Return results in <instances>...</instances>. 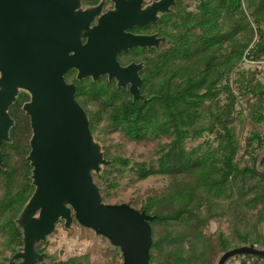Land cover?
I'll return each mask as SVG.
<instances>
[{
	"label": "trees",
	"instance_id": "obj_1",
	"mask_svg": "<svg viewBox=\"0 0 264 264\" xmlns=\"http://www.w3.org/2000/svg\"><path fill=\"white\" fill-rule=\"evenodd\" d=\"M155 30L169 39L151 55L138 49L132 57L145 61L140 72L145 102L133 101L127 89L106 76L78 81L74 70L68 71L90 130L111 161L94 182L106 201L123 178L130 185L152 176L166 178L139 203H127L155 216L149 221L151 264H216L231 248L248 242L264 246V177L252 170L255 155L264 149L259 129L264 81L255 69H238L243 59L264 61V0H196L186 12L161 17ZM120 61H128L125 53ZM245 121L251 127L242 132ZM113 133L154 146L148 157L132 160L120 152L119 143L105 144ZM28 134V120L21 116L12 143L2 149L0 264H8L22 244L14 218L34 189L26 158ZM257 166L264 171V157ZM211 222L226 223L227 232L206 233L203 227ZM41 244L39 252L44 251ZM234 262L264 264V256L241 255ZM51 264H90V258L83 254Z\"/></svg>",
	"mask_w": 264,
	"mask_h": 264
},
{
	"label": "water",
	"instance_id": "obj_2",
	"mask_svg": "<svg viewBox=\"0 0 264 264\" xmlns=\"http://www.w3.org/2000/svg\"><path fill=\"white\" fill-rule=\"evenodd\" d=\"M104 1L86 5L81 0H0V144L11 141L8 108L24 92L29 100L22 110L31 127L26 158L34 188L14 218L22 244L8 264H50L48 254L37 246L60 220L66 229L75 220L104 237L119 251L120 264H151L149 221L155 216L125 202L104 201L94 176L111 161L104 157L102 144L74 97L75 84L64 74L75 69L76 80L93 82L107 76L117 88L128 86L133 101L145 102L140 94L145 61L122 65L117 56L136 47L158 49L167 41L157 33L128 30L156 23L172 12L176 0H154L143 8V0H111L113 7L102 12ZM263 157L264 149L252 162V170L262 177L264 171L257 165ZM0 169H5L1 151ZM247 254L264 256V246L248 242L231 248L216 264Z\"/></svg>",
	"mask_w": 264,
	"mask_h": 264
},
{
	"label": "rangeland",
	"instance_id": "obj_3",
	"mask_svg": "<svg viewBox=\"0 0 264 264\" xmlns=\"http://www.w3.org/2000/svg\"><path fill=\"white\" fill-rule=\"evenodd\" d=\"M191 3L194 8L196 0H193ZM248 68L251 70L255 69L260 72L257 74V77L264 81V61L243 59L239 62L238 69ZM235 76L236 73L234 72L231 75V79ZM240 102L244 108V115L247 116V107L241 99ZM250 127L251 124L246 122L243 126L244 130L242 132H247ZM259 127V129L264 133V123H262ZM110 141L119 143L121 145L120 152L132 160H142L145 157H148V153L154 146L153 141H124L117 133L111 134L105 144ZM100 142L103 147L104 143L102 141ZM165 183L166 178L161 176H152L147 179L137 181L131 185L128 184V181L125 178H123L121 179L120 187L114 191L111 197L104 201L107 203H133V201L139 203V201L146 196L149 188L159 189ZM226 225V223L211 222L208 226L203 227V229L206 233L213 232L217 228H221L227 232ZM41 247L44 249L43 252H46L50 257L51 263L53 260H64L71 256H79L83 254L89 255L90 264H120L122 260L119 251L109 245L108 241L104 237L95 235L92 230L80 226L75 220L73 221L70 229L64 228L63 221L60 220L55 225L54 230L47 236L46 241L41 244ZM40 264L47 263L46 261H43ZM233 264H238V262H234Z\"/></svg>",
	"mask_w": 264,
	"mask_h": 264
},
{
	"label": "flooded vegetation",
	"instance_id": "obj_4",
	"mask_svg": "<svg viewBox=\"0 0 264 264\" xmlns=\"http://www.w3.org/2000/svg\"><path fill=\"white\" fill-rule=\"evenodd\" d=\"M152 1L154 0H143L142 4H141V7H145L146 5H148L149 3H151ZM193 0H176V4L174 6L171 7L172 9V12L171 13H168V14H164V15H161V17L163 16H166V15H169V14H173L175 12H178V10H181L183 12H186L190 9H192V3L191 2ZM99 0H97L96 2L92 3V4H86V5H93V4H96L98 3ZM83 3V2H82ZM84 4V3H83ZM113 7V2L111 0H105L104 1V4H103V8H102V12H105L109 9H111ZM160 17V19H161ZM159 19V20H160ZM158 20V21H159ZM157 21V22H158ZM97 22V17L93 19L91 25L95 24ZM156 22V23H157ZM156 23H153V22H149V23H146L144 25H141V26H134L132 27L131 29H129L128 31L129 32H132L134 34H152V33H157L156 30H155V24ZM158 35V33H157ZM158 36H162V35H158ZM85 40H83L84 42ZM138 49L140 50H143L142 52L144 53V50H147V53L148 54H152L151 50L152 49H147V48H139V47H136V48H133L131 50H128L127 52H125L127 58H128V61L125 62V63H122L120 60L122 58V54L123 53H120L118 56H117V59L119 60V62L122 64V65H126L128 64L129 62H139V61H144L143 59H132V57H134V53L133 51H137ZM70 70V69H69ZM66 71V73L64 74V78L65 80L70 83V82H73L75 84V91H74V97H75V93H76V83L70 78V76L68 75V71ZM74 70V77L76 76V70ZM103 77V76H102ZM107 77V76H106ZM76 79V78H75ZM114 80V79H112ZM115 82V80H114ZM128 90V86L125 88ZM75 99L78 101V103L80 104L79 100L75 97ZM29 100V96L24 93V92H20L17 99H16V102L9 106L8 108V114L9 116L13 119V125L10 127L9 129V138H10V142L9 141H5L3 140L0 144V151H1V159H2V162H3V146L5 144H11L12 143V129L13 127H15L16 125V122L20 119L21 116H25L26 117V120H28V127H29V134H28V145H29V139H30V136H31V127H30V121H29V117L28 115L25 114V112L22 110V105L25 101H28ZM81 105V104H80ZM82 106V105H81ZM83 108V107H82ZM84 109V108H83ZM85 111V110H84ZM29 150H30V147H29ZM29 152V151H28ZM28 154V153H27ZM27 156V155H26ZM4 164V162H3Z\"/></svg>",
	"mask_w": 264,
	"mask_h": 264
}]
</instances>
